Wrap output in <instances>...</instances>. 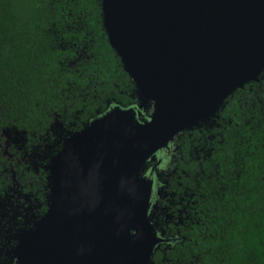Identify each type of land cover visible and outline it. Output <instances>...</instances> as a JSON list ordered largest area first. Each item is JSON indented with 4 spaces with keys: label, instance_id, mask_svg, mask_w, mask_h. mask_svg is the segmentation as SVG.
Wrapping results in <instances>:
<instances>
[{
    "label": "water",
    "instance_id": "obj_1",
    "mask_svg": "<svg viewBox=\"0 0 264 264\" xmlns=\"http://www.w3.org/2000/svg\"><path fill=\"white\" fill-rule=\"evenodd\" d=\"M101 14L152 112L114 105L65 141L49 166L50 210L19 245L24 264H152L163 239L146 162L264 70V0H102Z\"/></svg>",
    "mask_w": 264,
    "mask_h": 264
},
{
    "label": "trees",
    "instance_id": "obj_2",
    "mask_svg": "<svg viewBox=\"0 0 264 264\" xmlns=\"http://www.w3.org/2000/svg\"><path fill=\"white\" fill-rule=\"evenodd\" d=\"M101 9L102 0H0L2 123L45 133L58 118L80 130L112 104H140ZM176 138L170 184L191 215L171 225L152 264H264V70Z\"/></svg>",
    "mask_w": 264,
    "mask_h": 264
},
{
    "label": "flooded vegetation",
    "instance_id": "obj_3",
    "mask_svg": "<svg viewBox=\"0 0 264 264\" xmlns=\"http://www.w3.org/2000/svg\"><path fill=\"white\" fill-rule=\"evenodd\" d=\"M140 104L133 107L141 119L148 118L151 106ZM114 105L118 104L110 108ZM73 124L56 118L45 133H40L0 121V264H24L19 245L23 237L37 230L50 210L49 166L72 133L82 129L74 130ZM177 141L175 138L159 150L142 172L153 180L148 217L163 239L160 245L173 240L167 233L171 225L184 223L191 215L185 197L177 198L181 193L170 184L181 157Z\"/></svg>",
    "mask_w": 264,
    "mask_h": 264
}]
</instances>
